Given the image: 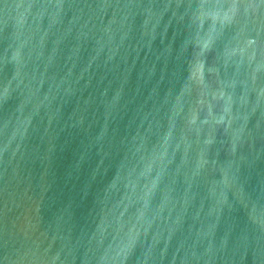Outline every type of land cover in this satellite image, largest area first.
Returning a JSON list of instances; mask_svg holds the SVG:
<instances>
[{"label": "water", "instance_id": "water-1", "mask_svg": "<svg viewBox=\"0 0 264 264\" xmlns=\"http://www.w3.org/2000/svg\"><path fill=\"white\" fill-rule=\"evenodd\" d=\"M0 264H264V0H0Z\"/></svg>", "mask_w": 264, "mask_h": 264}]
</instances>
